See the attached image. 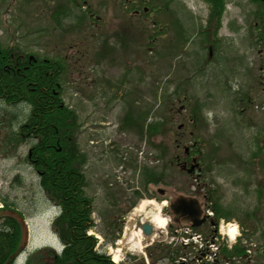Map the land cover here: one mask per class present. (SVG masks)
<instances>
[{
    "label": "rangeland",
    "instance_id": "1",
    "mask_svg": "<svg viewBox=\"0 0 264 264\" xmlns=\"http://www.w3.org/2000/svg\"><path fill=\"white\" fill-rule=\"evenodd\" d=\"M1 1L0 40L24 36L31 53L65 68L61 98L79 123L76 167L91 199L94 249L118 264H145V257L163 264L173 224L168 205L183 195L201 203V214L210 204L226 212L222 219L256 243L252 264H264V41L257 37L264 30L255 24L264 0H223L219 24L210 0ZM143 2L151 14L141 11ZM29 109L10 108L12 131ZM127 113L145 120L142 134L140 121L125 126ZM157 117L163 124L148 135ZM33 135L16 139L0 171L1 209L24 220L25 258L54 248L57 213L26 162ZM192 142L199 168L188 170L189 161L180 169L176 159ZM153 177L160 181L147 180ZM153 207L167 220L145 235L143 215ZM151 250L157 259H148Z\"/></svg>",
    "mask_w": 264,
    "mask_h": 264
},
{
    "label": "trees",
    "instance_id": "2",
    "mask_svg": "<svg viewBox=\"0 0 264 264\" xmlns=\"http://www.w3.org/2000/svg\"><path fill=\"white\" fill-rule=\"evenodd\" d=\"M210 1L213 6L211 15H215L219 24L223 0ZM156 11L159 13L161 9L157 8ZM56 18L58 20V17L54 20ZM255 24H260L264 30V16L260 15ZM256 25H254L255 28H257ZM262 35L264 32L261 33V38ZM47 64L50 69L46 68ZM54 65L58 66V73H54ZM44 66V98L48 103L33 104L26 124L22 127H25L24 131L29 134L28 136L32 133L35 137L28 158L38 174L39 184L44 189L47 199L59 207L58 214L51 222V229L59 238L63 248L60 253L50 247L37 249L28 255L25 264H116L104 252L94 249L96 241L87 233L94 226L91 218V199L84 193L83 178L76 167L82 159L73 137L79 123L76 121L73 110L69 109L61 98L60 76L65 68L58 61L44 63ZM56 74L59 85L57 93L53 94V82L56 80L53 76ZM139 121L141 124L139 132L142 134L141 129L145 120L141 118ZM139 121L131 118L130 113L125 114L123 118L127 127L134 124L139 127ZM150 122L146 126L148 135L152 134V130L159 131L163 124L159 117ZM147 180L160 181L154 177ZM5 206L8 207L9 204L5 203ZM212 207L217 218L227 215L224 211L218 212L214 205ZM3 212V209L0 210V264L23 243L26 235L19 215ZM154 249L155 247L152 250ZM152 250L149 254L147 252L148 256L157 259L159 256H154ZM235 251L239 252L241 248L236 246ZM164 253L161 255L163 256Z\"/></svg>",
    "mask_w": 264,
    "mask_h": 264
},
{
    "label": "flooded vegetation",
    "instance_id": "3",
    "mask_svg": "<svg viewBox=\"0 0 264 264\" xmlns=\"http://www.w3.org/2000/svg\"><path fill=\"white\" fill-rule=\"evenodd\" d=\"M2 3L4 2L0 1V6ZM23 37H16L15 39L14 36L5 34L3 36L4 39L0 40V107L3 108V110L0 108V171L11 160V145L17 143L15 137H19L20 142H25L28 138V133L24 131L25 127L20 129V126H25L24 122L26 119L19 124L18 128L16 127L12 131L13 119L9 112L10 108L23 105L32 107L33 104L48 103L47 99L45 100L44 98L43 76L45 58L38 51L31 53L33 51L29 50L27 44L23 43ZM18 40L19 43L17 42ZM53 62L56 61L53 60ZM46 68L50 69L49 64L46 65ZM54 73H58V70H55ZM54 77L56 80L53 82L52 93L56 94L59 83L57 74ZM190 158L191 155L189 154L188 159ZM185 161L188 165L189 160ZM168 210L172 220L180 222V219L172 214L169 206ZM166 254L167 252L159 258L164 259L163 264H172L171 261H165Z\"/></svg>",
    "mask_w": 264,
    "mask_h": 264
},
{
    "label": "water",
    "instance_id": "4",
    "mask_svg": "<svg viewBox=\"0 0 264 264\" xmlns=\"http://www.w3.org/2000/svg\"><path fill=\"white\" fill-rule=\"evenodd\" d=\"M187 150L188 147L184 146V151L187 152ZM192 162L195 163L191 164L188 170H193L194 167L198 166L195 158H192ZM170 205L174 215L180 217L182 221L191 223V225L193 226L200 225L205 219V217L201 216L200 204L196 198L179 195L171 201ZM141 229L144 234L147 235L150 233L151 225L148 222H145L141 224ZM24 247L25 243H23L14 252H12L3 264H8Z\"/></svg>",
    "mask_w": 264,
    "mask_h": 264
},
{
    "label": "built area",
    "instance_id": "5",
    "mask_svg": "<svg viewBox=\"0 0 264 264\" xmlns=\"http://www.w3.org/2000/svg\"><path fill=\"white\" fill-rule=\"evenodd\" d=\"M215 239V236L203 238L199 233L191 232L187 227L182 229V234L179 237L181 244L190 247V253L202 255L195 263L215 260L218 250V244Z\"/></svg>",
    "mask_w": 264,
    "mask_h": 264
},
{
    "label": "bare ground",
    "instance_id": "6",
    "mask_svg": "<svg viewBox=\"0 0 264 264\" xmlns=\"http://www.w3.org/2000/svg\"><path fill=\"white\" fill-rule=\"evenodd\" d=\"M141 5H145L141 9V11L145 14L146 10L150 6L146 2L141 3ZM223 7H224V4H223ZM155 8L157 9V7H155ZM222 11H223V9H222ZM139 13L140 12H138V15H139ZM220 16H222V12H221ZM258 37L261 38V34L258 35ZM261 39H263V41H264V35H262V38ZM156 207H153L154 210H147L146 212H144V215L143 216H144V218L148 219L150 221V223L153 224V226L161 227V226H163L165 224V222H166L167 219L164 218V217H162L159 214V212L157 211V208ZM170 251L173 252L174 258L176 260H178L182 264H194L196 262V260H198V259H200L202 257L201 254H194V253L185 254L183 252V250H176V251H174V249L172 248V246H170Z\"/></svg>",
    "mask_w": 264,
    "mask_h": 264
}]
</instances>
